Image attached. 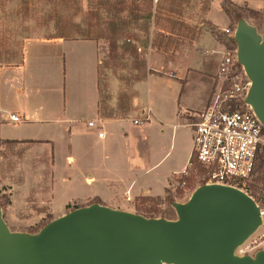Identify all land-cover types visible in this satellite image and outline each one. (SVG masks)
I'll return each mask as SVG.
<instances>
[{
  "label": "rangeland",
  "instance_id": "obj_1",
  "mask_svg": "<svg viewBox=\"0 0 264 264\" xmlns=\"http://www.w3.org/2000/svg\"><path fill=\"white\" fill-rule=\"evenodd\" d=\"M220 2L221 0H0V65L20 63L26 45L35 39L63 37L94 40L98 47V70L101 71L102 79L100 113L102 117L107 118H127L115 123L113 128L122 137L126 132L131 134V130L138 136V130L132 126L131 120L133 122L140 120L139 125L148 121V115L144 116L142 110L150 111L148 110L150 93L154 99L155 109L169 117L174 116L180 108L184 109V106L200 103L206 94L207 85L211 89L210 101L216 91L222 53L215 52L214 47L210 48V42H203V46H197L196 42L204 36L209 37L210 41L214 37L224 44L223 52L237 48L236 44L227 43L229 37L236 33L238 26L236 21L230 20V26L227 28L219 27L223 34L222 38L213 34L207 24L223 20L225 13L223 14L219 7ZM254 11L255 13L245 11V23L254 27L264 40V9ZM227 29L230 32H227ZM90 46L77 44L70 47L71 50L68 52H62L57 47L52 49L50 57L54 70L48 77L52 86L48 87L51 90L43 91L44 100L55 106H62L70 94V90L68 94L64 91V83L72 84V64L79 55L87 56L91 51ZM193 50L197 51L195 53L197 60H204L205 69L192 65L188 70L204 74L207 78L194 73L189 74L187 81L184 82L186 72L182 64L191 58L189 53L193 54ZM59 74L62 75V84L58 79ZM143 74L147 77L143 78ZM152 75L154 77L150 78ZM179 76L184 77L181 79L182 82L178 80ZM243 76L246 81L250 79L245 73ZM130 112L136 113L129 116ZM182 116L189 124L196 120L188 113ZM97 119L94 120L95 129H100L102 124H99ZM168 121H171L170 118ZM156 125L150 131L152 143L150 164L157 163L171 150L170 135L173 127L166 123L163 125L161 122H156ZM161 128L165 129L164 134L159 133ZM104 130H109V126L105 124ZM92 134L97 133L92 131ZM183 135L187 138L188 144L192 143L190 126L185 127ZM13 154L16 153L8 147L4 150L0 147V160L8 159ZM49 154L52 155V150H49ZM125 159L123 152L119 161L124 165ZM171 159H173L171 156H167L160 164L162 165L160 169L167 170ZM137 163L144 164L142 160H138ZM4 166L6 172L13 171L11 161L7 160ZM196 170L194 179L184 187L181 184L183 173H179L170 180L161 195L150 196L153 198L147 199V196L139 193L132 200L126 201L121 197L126 206L120 210L147 217L178 219L177 209L173 203H186L194 191L203 184L200 182V171ZM2 183L0 179V198L6 202L9 186ZM44 184L49 185L47 178ZM44 184L40 187L43 188ZM260 187L262 190L253 192L252 197L260 210L264 211V186L261 184ZM83 188L81 183L76 185L75 182L69 183L68 187L59 186L57 195L51 199L54 211H64V205L75 202L73 198L77 196L82 198L79 193L84 194ZM48 192L42 191L44 195ZM249 193H252V190H249ZM33 197L35 192L29 194L27 208L21 209L19 214H10L11 227H8L11 231L36 233L45 223L55 219L53 214L40 215L41 210L38 207L40 204ZM5 210L2 209L4 220L7 214ZM71 210L73 206L66 209L67 213ZM18 218L25 220L21 222ZM14 220L15 224L12 222ZM254 246L260 247L256 252L264 250V215L259 228L239 246L238 251H251Z\"/></svg>",
  "mask_w": 264,
  "mask_h": 264
},
{
  "label": "crops",
  "instance_id": "obj_2",
  "mask_svg": "<svg viewBox=\"0 0 264 264\" xmlns=\"http://www.w3.org/2000/svg\"><path fill=\"white\" fill-rule=\"evenodd\" d=\"M232 1L239 5H248L254 10L264 9V0ZM223 16L221 22L213 21L222 29L229 27L231 23L226 14ZM203 42H210V48L214 47L215 52H223L224 44L214 37L211 41L206 36L199 38L196 45L203 46ZM77 44L91 45V51L87 56L79 55L72 64V84L64 83V91L68 94L70 90V94L62 106H55L44 100L42 94L43 91L51 90L48 87L52 86L48 80L54 70L50 54L54 47L62 52H68L71 50L70 47ZM193 52L189 53L191 58L182 64L186 72L184 82L187 81L189 74L194 73L207 78L204 74L188 70L192 65L205 69L204 60H197L195 55L197 51ZM65 55L67 56L66 53ZM98 59V47L94 40L53 37L29 42L20 63L0 65V147L2 150L8 147L16 153L8 159L0 160V179L2 184L9 186L11 204L4 207L7 211L3 208L7 212L5 221L9 227L10 214H19L21 209L27 208L31 192H35L33 198L40 204L38 206L41 210L40 215L53 214L55 218L65 215L69 205L82 207L97 202L114 209H124L123 206L126 204L121 197L126 201L128 198L132 200L139 193L145 196L161 195L170 180L186 170L192 157L193 140L188 144L187 138L183 135L185 127H189L190 124L186 123L182 115L188 113L197 119V115L208 104L210 87L207 85L206 94L200 103L184 106V109L180 108L171 117L162 115L155 109L154 99L150 93L148 106L150 111L142 110L144 116L148 115V121L136 125L131 120L132 126L138 130V136L131 130V134L126 132L122 137L113 126L127 118H107L102 117L100 113ZM153 77L154 75L150 76ZM182 78L179 76L178 80L181 81ZM58 79L62 84L61 74ZM134 113L136 112H130L129 116ZM11 114L20 115L22 122L14 124L10 121ZM96 118L98 123L102 124V131L101 128L95 129L96 126H89V122ZM169 118L171 121L167 122ZM156 122L173 127L170 135L171 150L157 163L150 164L152 148L150 131ZM105 124L109 126V130H104ZM92 131L97 134H92ZM100 132L104 133L103 137H99ZM160 132L164 134L165 129L161 128ZM49 150H52V155L49 154ZM123 152L126 157L124 165L119 161ZM167 156L173 159L169 163V168L162 170L160 164ZM7 160L11 161L13 171H5L4 165ZM138 160H142L144 164H138ZM46 178L49 185L45 186ZM71 182H75L76 185L82 184L84 194L79 193L82 198L78 196L73 198L75 202L64 205V211H54L51 199L57 195L58 187H68ZM42 184L43 188L40 187ZM43 190L49 192L44 195ZM18 220L22 222L25 218ZM12 222L15 224V220Z\"/></svg>",
  "mask_w": 264,
  "mask_h": 264
},
{
  "label": "water",
  "instance_id": "obj_3",
  "mask_svg": "<svg viewBox=\"0 0 264 264\" xmlns=\"http://www.w3.org/2000/svg\"><path fill=\"white\" fill-rule=\"evenodd\" d=\"M234 34L239 63L252 81L247 102L264 124V40L245 19ZM178 219L93 203L55 218L37 233L13 232L0 207V264H264V250H235L261 225L259 205L230 186H199Z\"/></svg>",
  "mask_w": 264,
  "mask_h": 264
},
{
  "label": "built area",
  "instance_id": "obj_4",
  "mask_svg": "<svg viewBox=\"0 0 264 264\" xmlns=\"http://www.w3.org/2000/svg\"><path fill=\"white\" fill-rule=\"evenodd\" d=\"M239 64L238 47L222 52L216 91L206 108L190 124L192 156L202 169L199 174L205 184L235 187L248 194L247 182L251 180L264 148V124L246 100L252 81L245 80L243 74L247 73ZM10 121L20 123L22 117L11 114ZM134 123L139 124L140 120H134ZM89 126H96L95 121H90ZM103 135V132L99 133V137ZM181 184L184 187L186 182L181 180ZM261 214L264 215L263 210ZM238 249L236 255L254 257L260 247L254 246L252 253Z\"/></svg>",
  "mask_w": 264,
  "mask_h": 264
},
{
  "label": "trees",
  "instance_id": "obj_5",
  "mask_svg": "<svg viewBox=\"0 0 264 264\" xmlns=\"http://www.w3.org/2000/svg\"><path fill=\"white\" fill-rule=\"evenodd\" d=\"M220 8L228 16V18L231 21H236L237 24L240 20L245 19V11H248L250 13H255L254 9L250 8L248 5H246V7L244 8V7L240 6L239 4L234 3L232 0H221ZM207 24L210 26V29H211L213 34L219 36V38L223 37V34L220 31V28L218 25H216L215 23H210V22H208ZM227 41H228L227 43L237 45L235 36H233V35H231V37H229V39ZM239 66L241 67L242 65L239 64ZM100 73H101V71L98 70L99 90L101 91L102 79H101ZM143 75H144L143 78L147 77V75H145V74H143ZM100 102H101V94H100ZM100 108H101V106H100ZM122 109H124V106L122 107ZM195 170L197 172V171H201L202 169L200 168L199 164L195 161V158L192 156L190 158V161H189L187 168L185 170V174H183V178H182V180H184L186 182V184L189 183L192 179H194L195 175L197 174V173H195ZM255 175H256V177H255ZM252 178L254 179V181H251V180H253ZM252 178H251V180H249L247 182V188H249V190H252V193H249V190H247V192L250 196H253V192L257 193L259 190H262V187H260L261 184L264 186V148L262 149V151L260 153V156H259V159L257 162V167H256V170H255ZM200 182L203 183L202 185L205 184L204 181H200ZM146 198L150 199L153 197L147 196ZM93 203H97V202H93ZM10 204H11V201H10L9 195H8V201H6V202L2 198H0V207L2 209L4 207L10 205ZM68 207H71V205H69ZM77 208H79V207L73 206V210L77 209ZM140 215H142V214H140ZM145 217H147V216H145ZM147 218H157V217L156 216H149ZM50 221H52V220H50ZM50 221L45 223L37 232H39Z\"/></svg>",
  "mask_w": 264,
  "mask_h": 264
}]
</instances>
